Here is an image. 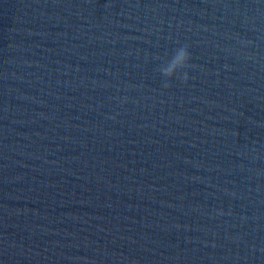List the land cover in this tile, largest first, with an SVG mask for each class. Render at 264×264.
<instances>
[{"label":"water","instance_id":"1","mask_svg":"<svg viewBox=\"0 0 264 264\" xmlns=\"http://www.w3.org/2000/svg\"><path fill=\"white\" fill-rule=\"evenodd\" d=\"M0 264H264V0H0Z\"/></svg>","mask_w":264,"mask_h":264},{"label":"clouds","instance_id":"2","mask_svg":"<svg viewBox=\"0 0 264 264\" xmlns=\"http://www.w3.org/2000/svg\"><path fill=\"white\" fill-rule=\"evenodd\" d=\"M189 58L190 53L187 51V47L182 46L177 50L176 55L159 69L165 87H167L168 82L174 77L187 79L185 72L179 75H177V73L178 70L188 67Z\"/></svg>","mask_w":264,"mask_h":264}]
</instances>
